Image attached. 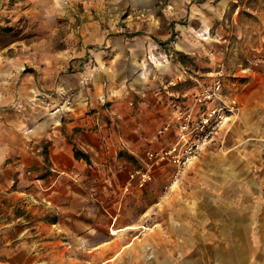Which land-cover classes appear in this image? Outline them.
<instances>
[{
	"label": "rangeland",
	"instance_id": "374dc122",
	"mask_svg": "<svg viewBox=\"0 0 264 264\" xmlns=\"http://www.w3.org/2000/svg\"><path fill=\"white\" fill-rule=\"evenodd\" d=\"M12 64L35 80L65 75L60 91H84L86 114L109 108L114 93L132 139L102 146L111 167L77 188L42 264L239 263L230 185L214 183L211 164L243 142L262 153L245 138L264 137V0H0V72ZM177 111L193 137H207L173 181L174 165L155 153L178 138ZM100 116L114 141L121 126Z\"/></svg>",
	"mask_w": 264,
	"mask_h": 264
},
{
	"label": "crops",
	"instance_id": "0c3cea01",
	"mask_svg": "<svg viewBox=\"0 0 264 264\" xmlns=\"http://www.w3.org/2000/svg\"><path fill=\"white\" fill-rule=\"evenodd\" d=\"M12 66L8 73L0 72V255L4 256L0 264H42L56 251L46 242L67 228L62 211L77 198V188L88 185L97 168L104 171L111 167L102 146L126 148L132 139L124 131L125 101L115 98L114 93L107 95V99H115L109 108L86 114L84 91L77 93L72 83L64 94L60 91L67 80L65 75L43 71L35 80L31 74L19 76L18 65ZM100 112L122 128L114 141L111 134L107 137ZM94 125L98 128L93 130ZM254 139L262 145L259 155L251 156L248 143L243 142L211 164L214 183L225 191L230 185V198L237 210L230 217L237 264H264V202L259 197L264 182V137L245 138ZM73 147L88 160L75 158ZM47 208L58 215L56 220L48 222L41 217ZM118 231L110 229L111 234ZM230 255H234L233 250Z\"/></svg>",
	"mask_w": 264,
	"mask_h": 264
},
{
	"label": "built area",
	"instance_id": "2783aa9c",
	"mask_svg": "<svg viewBox=\"0 0 264 264\" xmlns=\"http://www.w3.org/2000/svg\"><path fill=\"white\" fill-rule=\"evenodd\" d=\"M176 118L177 131L179 133L178 138L163 152L155 153V156H158L159 159L166 156L174 165L175 171L173 173V181L179 177L182 168L197 155L201 146L205 144V139L207 137V134L193 137L189 132L188 121L185 118L181 119L179 111L176 113ZM205 125H207V118L201 121L200 130H202ZM148 155L151 157L153 152H148ZM145 176V173L141 174L142 180H144ZM259 197L261 201L264 202V182L260 185Z\"/></svg>",
	"mask_w": 264,
	"mask_h": 264
},
{
	"label": "trees",
	"instance_id": "16d2710c",
	"mask_svg": "<svg viewBox=\"0 0 264 264\" xmlns=\"http://www.w3.org/2000/svg\"><path fill=\"white\" fill-rule=\"evenodd\" d=\"M133 34H138V33H133ZM73 155L75 158H83L86 161L88 160L87 155L75 147H73Z\"/></svg>",
	"mask_w": 264,
	"mask_h": 264
}]
</instances>
